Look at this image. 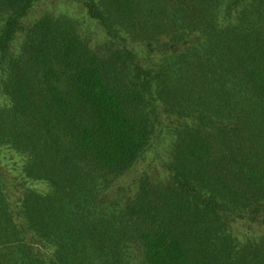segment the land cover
I'll return each mask as SVG.
<instances>
[{
    "label": "trees",
    "instance_id": "1",
    "mask_svg": "<svg viewBox=\"0 0 264 264\" xmlns=\"http://www.w3.org/2000/svg\"><path fill=\"white\" fill-rule=\"evenodd\" d=\"M37 1L0 0V264H264V0H75L100 43Z\"/></svg>",
    "mask_w": 264,
    "mask_h": 264
},
{
    "label": "rangeland",
    "instance_id": "2",
    "mask_svg": "<svg viewBox=\"0 0 264 264\" xmlns=\"http://www.w3.org/2000/svg\"><path fill=\"white\" fill-rule=\"evenodd\" d=\"M53 14V15H69L81 23H83V29L87 32L89 37L91 38L93 43H100L102 38V29H100L99 25L89 19L86 16V12L82 7L81 3L75 0H38L34 5L32 11L28 15V18L25 20L26 23L32 22L37 18L45 15V14ZM167 148L164 147L163 158H166L168 155ZM162 159L156 158L155 151L148 153L146 158L143 160V163L140 164L137 168V172H141V170H146L148 172H152L153 170L156 172H160ZM20 160V157L17 156L16 153L8 150L0 151V166H11L12 160ZM11 160V161H10ZM8 171V170H7ZM248 226H240L237 228V232L240 237L244 238L248 232H254L253 230L247 231ZM255 233V232H254Z\"/></svg>",
    "mask_w": 264,
    "mask_h": 264
}]
</instances>
